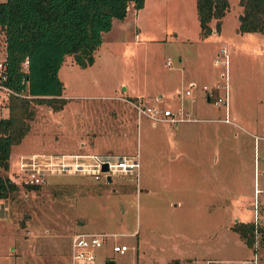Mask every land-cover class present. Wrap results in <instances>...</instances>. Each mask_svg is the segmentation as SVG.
Returning a JSON list of instances; mask_svg holds the SVG:
<instances>
[{
  "label": "rangeland",
  "instance_id": "374dc122",
  "mask_svg": "<svg viewBox=\"0 0 264 264\" xmlns=\"http://www.w3.org/2000/svg\"><path fill=\"white\" fill-rule=\"evenodd\" d=\"M227 1L219 30L204 37L198 33L195 0H166L136 22L138 32L115 22L91 64L81 67L72 54L64 56L63 105L33 104L29 128L11 146L8 170L1 171L18 189L4 200L6 211L0 215V247L15 246L16 252L0 264H70V237L83 231L108 234L94 251L96 264H264L259 239L264 200L253 224L252 247L231 228L253 220V185H264V130L252 127L264 128V36L237 31L241 6ZM132 9L128 4L125 18H133ZM222 46L228 56L227 102L243 122H219L223 106L212 97L203 99V84L217 95L223 91L215 86L223 82V65L214 63ZM191 77L193 87L188 86ZM195 91L202 100L191 102L194 117L213 120L153 126L129 102L139 97L179 116ZM200 106L204 114L198 113ZM20 153L124 155L137 166L109 180L103 173L98 178L78 171L53 173L45 183L25 189ZM119 242L127 248L122 254L112 251ZM37 248L45 251L36 254Z\"/></svg>",
  "mask_w": 264,
  "mask_h": 264
},
{
  "label": "trees",
  "instance_id": "16d2710c",
  "mask_svg": "<svg viewBox=\"0 0 264 264\" xmlns=\"http://www.w3.org/2000/svg\"><path fill=\"white\" fill-rule=\"evenodd\" d=\"M128 4L139 9L143 0H0V32L6 62L3 83L15 92L8 96L7 115L0 117V199L5 200L18 189L9 174L1 171L8 170L10 148L29 128L33 104L57 109L65 101L57 74L64 56L72 54L73 61L81 67L91 64L102 33L110 29L113 18L125 16ZM238 4L241 12L237 16V31L264 36V0H238ZM227 7V0H195L201 37L219 30ZM24 58L26 68L22 67ZM21 184L25 189L40 185ZM260 227L259 239L264 241V227ZM231 228L245 245L253 246L252 221H238ZM170 264L179 262L172 260Z\"/></svg>",
  "mask_w": 264,
  "mask_h": 264
},
{
  "label": "built area",
  "instance_id": "2783aa9c",
  "mask_svg": "<svg viewBox=\"0 0 264 264\" xmlns=\"http://www.w3.org/2000/svg\"><path fill=\"white\" fill-rule=\"evenodd\" d=\"M222 53L214 57V63H221L223 65V70L220 72L219 77L222 79V83H216L215 86L223 87V91L217 95L212 92L208 86L203 84L201 86L205 97L209 99L213 98L214 103L220 104L224 108V116L221 119L223 122L232 123V119L229 118L227 113L228 96L226 90V66H227V53L225 46L220 49ZM166 64H169V59L166 60ZM27 58L22 61V67L26 68ZM6 77V62L4 53L0 56V103H3L5 112H0V117L7 115V108L5 106L10 94L15 92L3 83ZM221 81V80H220ZM188 86L193 87L194 82L188 83ZM186 95L190 94V91L186 89ZM20 95L25 96L23 93ZM133 109L135 110L137 116H145L155 123L159 122H177L184 120H192L188 116L187 112L184 115L177 116L178 112H172L168 108H162L159 105H150L146 101L141 100L139 97L135 100L129 101ZM76 157H82V161L75 160ZM106 163L107 169L102 171L101 165ZM137 166V161L133 159L132 156H113V155H102L97 153L88 154H46V153H29V154H19L18 156V169L20 171V181L23 184H43L46 182V177L53 173H71L78 171L80 173H87L93 176V178H98L100 173H103L104 177L111 176L114 174H130L134 167ZM71 168V169H70ZM253 224L257 223V209L260 205V200H264V186H258L257 182L253 185ZM108 236L104 232L86 231L77 232L72 235L70 240V264H95V254L96 248L104 244L105 238ZM126 246L113 245L112 251L118 254H122L126 251ZM204 264H208L207 262Z\"/></svg>",
  "mask_w": 264,
  "mask_h": 264
},
{
  "label": "crops",
  "instance_id": "0c3cea01",
  "mask_svg": "<svg viewBox=\"0 0 264 264\" xmlns=\"http://www.w3.org/2000/svg\"><path fill=\"white\" fill-rule=\"evenodd\" d=\"M166 0H143V5H142V7L141 8H139V9H132L133 10V14H134V16H133V18L132 19H127V18H125V17H123L122 19H118V20H115V19H117V18H113L112 19V24H111V27H110V29L109 30H107V31H105V32H103L102 33V35H101V42L99 43V45H98V48H100L101 46H102V44L105 42V38H106V36H108V35H111V31L114 29V25H115V22H117V23H119L120 24V28L123 30L125 27V24H127V25H129L131 28L134 26V27H136L137 28V32H138V30H140L139 29V27H138V25H137V23L136 22H138V21H140L142 18L144 19V18H146L147 19V15L146 14H148L147 12H148V10L150 11L151 9L150 8H152V7H154V6H157V7H160L161 5H163V2L164 3H166L165 2ZM137 32L135 33V35L137 34ZM213 32H215V31H213ZM198 33H199V31H198ZM249 33H254V32H249ZM258 33V32H257ZM245 34L247 35L248 33H246L245 32ZM112 38V37H111ZM108 39H110V38H108ZM94 53H95V50H94V52H93V61L92 62H94V60H95V58H96V56L94 55ZM198 62V61H197ZM63 65H64V59H63V61H62V63L60 64V66H59V68H58V71H57V74H58V77H59V79L61 80V82H62V87H63V80L61 79V77H60V70L62 69V67H63ZM198 65H200L199 63H198ZM201 67V66H200ZM195 68H199V67H195ZM179 70V72H180V75L183 73V69L182 68H179L178 69ZM203 70V67L201 68V70L200 71H202ZM193 77H191L190 78V80L188 81V83L189 82H191V81H193ZM194 82V81H193ZM63 91V90H62ZM132 96H134V95H132ZM196 99V100H195ZM197 99H201L202 100V95H201V92L200 91H195L194 92V94H193V96H191L188 100H187V102L184 104V107H183V111L184 112H187L188 113V116L190 117V118H192V120H184V121H195V120H197V119H200V120H208V119H210V120H213L214 118H212V117H203V118H197V117H194L195 115H194V112H197L196 110H194L193 109V107H191V102H196L197 101ZM206 102H207V98L205 97V95H204V98H203ZM117 100H119V101H121L122 102V100H120V99H118L117 98ZM124 103V102H123ZM126 104H128V103H126ZM125 104V105H126ZM129 105V104H128ZM5 111V110H4ZM230 111H232L231 113V119L232 120H234V119H238L239 121H241L242 120V122H243V119L240 117L239 118V114H237L236 112H235V109H233V106H231V105H229V102H228V105H227V113H228V116L230 117ZM203 112V114H204V112H206V111H204V108H202L201 109V106H200V108H199V111H198V113H202ZM223 113H224V109H223ZM223 116H224V114H223ZM197 118V119H196ZM217 118H220V117H217ZM184 121H179V122H184ZM219 122H222V123H228V122H223V121H219ZM153 122H151V125H153L152 124ZM251 123H253V121L251 122ZM251 123H249V124H251ZM155 124V123H154ZM246 124V123H245ZM252 125V124H251ZM154 126V125H153ZM252 127H254L256 130H264V128L262 127V126H258V125H253ZM184 133V136H186L187 135V133H186V131H184L183 132ZM259 135L258 134H255L254 135V137L256 138V137H258ZM83 146V145H82ZM55 154V153H54ZM56 154H69V153H56ZM71 154H73V153H71ZM74 154H76V153H74ZM85 154H88V153H85ZM261 186H264V185H261ZM6 203H5V201L4 200H2V199H0V215L2 214V213H4L5 211H6ZM83 232H86V231H83ZM73 235V234H72ZM71 238V237H70ZM122 244V242H119V244H116V245H121ZM8 248H6V249H4V248H1L0 249V260H2V261H4V260H8L9 259V257H10V255L11 254H13V253H15L16 252V247L15 246H12V247H9V246H7ZM18 250V249H17ZM127 250V249H126ZM45 250H43V249H40V248H37V252H35L36 254L37 253H39V254H41V253H43ZM48 251V250H47ZM255 261V260H254ZM208 263V264H212V261L211 260H206L204 263ZM105 263V262H104ZM103 263V264H104ZM203 263V264H204ZM96 264V263H95Z\"/></svg>",
  "mask_w": 264,
  "mask_h": 264
},
{
  "label": "water",
  "instance_id": "95a60500",
  "mask_svg": "<svg viewBox=\"0 0 264 264\" xmlns=\"http://www.w3.org/2000/svg\"><path fill=\"white\" fill-rule=\"evenodd\" d=\"M106 169H107L106 163H102V165H101V170L104 171V170H106ZM106 179L109 180L110 177L107 176Z\"/></svg>",
  "mask_w": 264,
  "mask_h": 264
}]
</instances>
